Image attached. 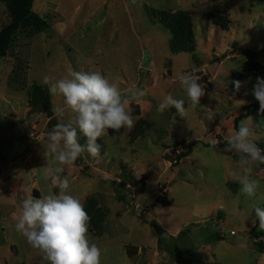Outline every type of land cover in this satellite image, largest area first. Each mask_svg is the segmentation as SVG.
<instances>
[{
  "label": "rangeland",
  "instance_id": "374dc122",
  "mask_svg": "<svg viewBox=\"0 0 264 264\" xmlns=\"http://www.w3.org/2000/svg\"><path fill=\"white\" fill-rule=\"evenodd\" d=\"M30 9L44 26L14 31L0 56V264H41L15 223L25 198L59 191L46 172L51 156L44 133L72 114L54 111L63 98L50 94L42 80L60 79L69 69L98 71L122 95L135 88L145 93L130 104L131 129H109L97 140L100 156L82 153L61 173L90 216L89 238L101 249V264H264L255 245H264V234H248L264 231L253 210L264 208V164L250 166V179L260 187L248 196L231 176L238 155L206 145L211 138L227 141L234 116L257 101L253 87L257 77L264 79V0H31ZM166 11L189 15L192 50L169 49V31L158 20ZM8 21L0 1V28ZM178 74L200 76V105H191ZM235 80L242 82L238 91ZM32 83L46 87L50 117L29 106ZM166 94L185 101V116L174 107L157 110ZM248 116L264 151V112L245 116L238 128ZM189 141H195L190 153L174 162ZM78 143L86 144L79 132ZM152 223L166 232L161 248Z\"/></svg>",
  "mask_w": 264,
  "mask_h": 264
},
{
  "label": "clouds",
  "instance_id": "9594fccd",
  "mask_svg": "<svg viewBox=\"0 0 264 264\" xmlns=\"http://www.w3.org/2000/svg\"><path fill=\"white\" fill-rule=\"evenodd\" d=\"M193 107L200 105L205 95V85L198 83L195 74L177 77ZM42 83L48 86L52 95L63 98V106H55L54 111L63 117L72 114L68 122H57L50 131L44 133L47 154L51 163L47 175L51 177L56 193L49 192L41 198L29 196L21 201L15 229L26 239V243L37 249L41 264H101V249L89 238L90 216L79 198L69 193L70 180L61 176L64 165H74L82 153L91 157L101 155L103 145L98 138L109 136L108 130L119 131L122 127L131 129L135 121L130 104L141 99L145 93L140 88L130 89L122 95L115 83H110L100 72H77L68 70V75L56 79L45 75ZM235 91L242 86L239 80L232 81ZM253 95L259 102V110L264 112V79L256 78ZM240 104L246 101H239ZM185 101L166 94L158 105V111L174 107L180 117L185 116ZM255 125L252 117L242 121L238 131H234L226 141L225 152H235L238 169L231 172L232 178L241 185V192L253 196L260 184L250 179V166L264 164V151L254 142ZM78 132L86 138V144L78 143ZM115 139V137H113ZM213 146L219 142L211 138ZM259 228L264 230V208L253 205Z\"/></svg>",
  "mask_w": 264,
  "mask_h": 264
},
{
  "label": "trees",
  "instance_id": "16d2710c",
  "mask_svg": "<svg viewBox=\"0 0 264 264\" xmlns=\"http://www.w3.org/2000/svg\"><path fill=\"white\" fill-rule=\"evenodd\" d=\"M4 3L9 21L0 28V56L4 55L7 46L11 41V37L14 31L17 29H27L33 28L39 30L44 26L43 21L30 9L31 0H0ZM213 17V18H212ZM158 20L165 26L170 34L168 41L169 49L172 52H184L192 50V31L190 17L186 12H170L166 11L159 16ZM211 20L217 23L221 27H224V22L220 17L211 16ZM242 53L248 54L246 49H240ZM28 104L31 107H38L40 111L46 116L50 117L52 115V105L50 103V97L44 85L30 84L27 89ZM259 110V102H251L244 106V112L238 113L233 118V126L235 131H238V123L247 115ZM195 141H189L185 149L179 151L175 154L174 162L182 157H185L190 153L191 147ZM215 145L217 148H221L224 151L226 141L221 140ZM206 145H211L206 143ZM213 146V145H211ZM225 152V151H224ZM3 155L0 151V158ZM126 178V177H125ZM143 176H140V181H142ZM131 180V179H130ZM124 185V181L119 182V187ZM33 194L36 192L33 190ZM160 202L162 205H166L167 202L163 200V193L160 196ZM152 226L157 234V246L161 248L160 241L161 237L166 234L165 230L162 229L158 224L152 223ZM251 237H256L259 234H264V231H254L250 229L248 233ZM216 239H221V237L215 236ZM255 245L258 249L264 253V245L261 241H256ZM129 252V251H128ZM127 252V253H128ZM133 253V252H132ZM131 254V253H130Z\"/></svg>",
  "mask_w": 264,
  "mask_h": 264
},
{
  "label": "built area",
  "instance_id": "2783aa9c",
  "mask_svg": "<svg viewBox=\"0 0 264 264\" xmlns=\"http://www.w3.org/2000/svg\"><path fill=\"white\" fill-rule=\"evenodd\" d=\"M229 233H230V234H233V231H232V230H229Z\"/></svg>",
  "mask_w": 264,
  "mask_h": 264
}]
</instances>
